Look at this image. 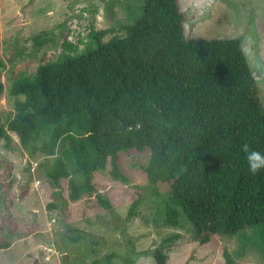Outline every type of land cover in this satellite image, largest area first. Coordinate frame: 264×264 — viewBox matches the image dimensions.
Wrapping results in <instances>:
<instances>
[{
  "label": "trees",
  "instance_id": "obj_1",
  "mask_svg": "<svg viewBox=\"0 0 264 264\" xmlns=\"http://www.w3.org/2000/svg\"><path fill=\"white\" fill-rule=\"evenodd\" d=\"M141 9L104 41L111 28H91L96 47L14 74L7 89L14 113L0 123V139L8 144L13 132L32 156L41 152L38 165L55 185L67 178L72 200L93 188L91 172L108 162L114 178L127 180L118 152L148 148L147 180L169 183L165 221L176 226L182 213L199 243L264 224V169L250 172L241 150L247 143L264 151V110L240 40L187 38L179 0H143ZM32 39L38 48L52 38ZM14 197L7 195L3 217L10 232ZM7 246L0 233V248ZM124 249L110 248L106 257ZM153 253L165 264L160 247Z\"/></svg>",
  "mask_w": 264,
  "mask_h": 264
},
{
  "label": "rangeland",
  "instance_id": "obj_2",
  "mask_svg": "<svg viewBox=\"0 0 264 264\" xmlns=\"http://www.w3.org/2000/svg\"><path fill=\"white\" fill-rule=\"evenodd\" d=\"M142 5L143 0H0V123L14 113V96L7 90L14 74H30L63 53L96 47L88 34L91 28H111L104 41L121 24L140 17ZM179 5L187 38L240 40L264 110V0H179ZM37 33L52 39L36 48L32 38ZM9 134L8 144L0 139V233L9 241L0 248V264H157V247L165 264H264V224L214 235L203 243L182 213L178 225L168 224L163 199L169 183L147 180L142 165L148 148L118 152L127 180L114 178L108 162L106 169L91 172L93 188L72 200L67 178L55 185L38 165L44 155L36 151L32 156L30 146ZM7 195H16L9 206L13 232L3 220ZM99 195L112 208L104 207ZM118 246L124 252L108 259L110 248Z\"/></svg>",
  "mask_w": 264,
  "mask_h": 264
},
{
  "label": "clouds",
  "instance_id": "obj_3",
  "mask_svg": "<svg viewBox=\"0 0 264 264\" xmlns=\"http://www.w3.org/2000/svg\"><path fill=\"white\" fill-rule=\"evenodd\" d=\"M241 150L245 154L248 170L252 173L264 169V151L252 149L247 143L241 145Z\"/></svg>",
  "mask_w": 264,
  "mask_h": 264
}]
</instances>
